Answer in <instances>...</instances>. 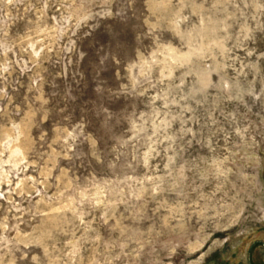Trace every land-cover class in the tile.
<instances>
[{
    "label": "rangeland",
    "instance_id": "374dc122",
    "mask_svg": "<svg viewBox=\"0 0 264 264\" xmlns=\"http://www.w3.org/2000/svg\"><path fill=\"white\" fill-rule=\"evenodd\" d=\"M0 264H264V0H0Z\"/></svg>",
    "mask_w": 264,
    "mask_h": 264
}]
</instances>
